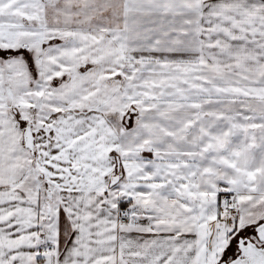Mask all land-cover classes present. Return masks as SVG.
<instances>
[{
    "label": "snow or ice",
    "instance_id": "6c2138e0",
    "mask_svg": "<svg viewBox=\"0 0 264 264\" xmlns=\"http://www.w3.org/2000/svg\"><path fill=\"white\" fill-rule=\"evenodd\" d=\"M0 264H264V0H0Z\"/></svg>",
    "mask_w": 264,
    "mask_h": 264
}]
</instances>
